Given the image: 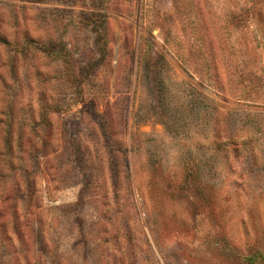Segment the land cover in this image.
Instances as JSON below:
<instances>
[{"label":"rangeland","instance_id":"374dc122","mask_svg":"<svg viewBox=\"0 0 264 264\" xmlns=\"http://www.w3.org/2000/svg\"><path fill=\"white\" fill-rule=\"evenodd\" d=\"M0 264H264V0H0Z\"/></svg>","mask_w":264,"mask_h":264}]
</instances>
